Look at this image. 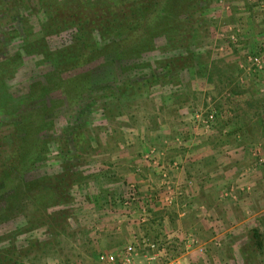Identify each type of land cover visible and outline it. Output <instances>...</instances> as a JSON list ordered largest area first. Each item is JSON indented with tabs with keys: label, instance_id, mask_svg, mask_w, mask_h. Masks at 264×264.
<instances>
[{
	"label": "rangeland",
	"instance_id": "obj_1",
	"mask_svg": "<svg viewBox=\"0 0 264 264\" xmlns=\"http://www.w3.org/2000/svg\"><path fill=\"white\" fill-rule=\"evenodd\" d=\"M54 1L77 9L87 0ZM45 11L42 0H0V60L5 71L10 68L0 80L12 98H23L21 111L45 99L30 96L34 83H45L49 73L68 74L44 51L89 36L101 44L88 29L78 36L69 23L50 27ZM203 16L184 47L170 50L158 35L138 59L95 62L91 89L75 103L53 104L48 151L25 178L41 180L70 163L76 173L71 199L45 209L33 191L21 211L0 220V250L15 246L19 264H109L98 256L113 254L119 261L129 245L132 264H264V0H211ZM228 26L239 29L237 42L227 38ZM173 55L182 63L163 69ZM256 55L260 71L249 61ZM8 114L0 115V124L14 119ZM179 148L181 156L170 154ZM193 151L207 154L192 162ZM184 164L192 165L180 180ZM167 195L171 204L164 202ZM184 198L190 206L179 203ZM176 206L179 224L169 216ZM163 216L179 236L164 232ZM147 223L154 226L148 233Z\"/></svg>",
	"mask_w": 264,
	"mask_h": 264
},
{
	"label": "trees",
	"instance_id": "obj_2",
	"mask_svg": "<svg viewBox=\"0 0 264 264\" xmlns=\"http://www.w3.org/2000/svg\"><path fill=\"white\" fill-rule=\"evenodd\" d=\"M42 2L46 5L50 27L65 28L64 25L69 23L68 28L75 27L78 36L81 32L87 34L88 29L99 36L101 44L89 36L52 53L44 51L47 57L53 56V65L61 64L68 74L52 76L49 73L45 83L33 84L30 96L45 97L40 106L29 105L21 111L19 107L24 105L23 98H12L6 87H2L5 78L0 80V115L15 114L13 120L0 124V198L6 194L0 220H7L21 211L22 200L27 198L30 202L33 191L38 192V206L45 209L49 202L68 203L71 199L69 190L76 181V173L71 170L70 163L64 164L61 173L43 176L41 180L25 178L48 151L50 138L45 132L53 126V120L47 117L53 111V104L56 101L64 105L75 103L82 93L91 89V65L95 62L103 66L138 59L153 48V39L158 35L165 36L170 50L192 42L211 0H87L77 4V9L68 8L67 4L58 5L54 0ZM112 33L119 35L120 40L114 39ZM182 60L180 56H169L163 61V69H176ZM5 64L0 60V72L5 71L2 68ZM24 100L30 101L29 98ZM79 136L81 133L76 131L72 137L75 148ZM60 139L63 137H58L57 141ZM67 146L68 143L65 150L61 147L63 151H67ZM257 244L261 246L260 241ZM21 254L15 246L0 250V264H19Z\"/></svg>",
	"mask_w": 264,
	"mask_h": 264
},
{
	"label": "built area",
	"instance_id": "obj_3",
	"mask_svg": "<svg viewBox=\"0 0 264 264\" xmlns=\"http://www.w3.org/2000/svg\"><path fill=\"white\" fill-rule=\"evenodd\" d=\"M228 32L229 33H225L226 35H228V39L231 41V42H237V37H238V33L239 32V29L235 28V27H232V26H228ZM223 36L224 34L221 32L220 34H218V36ZM219 50H222L223 47H219L218 48ZM216 49V50H218ZM249 61H251V64L253 66H255V70H261L262 68V57L259 56V55H256V56H253V57H249ZM210 114V113H209ZM208 117L207 120L211 123V121L213 120L214 118V115L213 114H210V116H206ZM206 129H208V126L206 124ZM172 200H173V197H171V195H167L165 198H164V202L165 204H171L172 203ZM146 214H147V210H146V207H142V211H141V215H140V219L142 221H144L146 219ZM151 248H154V244H151L150 245ZM133 247L132 246H127L123 252V255H122V258L117 261L115 256L113 254H107V253H102L98 256V260L99 262L101 263H109V264H132V259H133ZM166 264H180V262L178 260H171L169 262H167Z\"/></svg>",
	"mask_w": 264,
	"mask_h": 264
},
{
	"label": "crops",
	"instance_id": "obj_4",
	"mask_svg": "<svg viewBox=\"0 0 264 264\" xmlns=\"http://www.w3.org/2000/svg\"><path fill=\"white\" fill-rule=\"evenodd\" d=\"M241 13V12H240ZM239 13V14H240ZM180 150H184L183 148L182 149H178V150H176V151H173V153H170V154H177V155H179V156H181L180 154H179V152H180ZM186 150V154L189 152L188 151V149H185ZM169 152H171V151H169ZM169 154V156H174V155H170ZM194 157H193V161L192 162H196V160H197V162L198 161H200L201 159H202V157L201 156H206V154L207 153H198V152H195V151H193L192 153H191ZM172 158V157H171ZM192 165V164H191ZM190 165V166H191ZM190 166L188 167V165H183L182 166V168H180V170L177 172L178 173V175L177 176H179L178 178L180 179V180H183V178L184 177H186V170H188V168L190 169ZM187 167V168H186ZM131 175H133V174H131ZM131 178H135V177H132L131 176ZM199 183V182H198ZM198 183H196V188H198L197 186H198ZM202 186H203V184H202ZM144 193L145 192H147V188H146V186H144V191H143ZM191 199H192V197H191ZM191 199H189V200H187L186 201V198H184V199H181L180 200V204L181 203H186V206L188 207V206H190L191 205V203H192V200ZM191 200V201H190ZM180 204H179V206H180ZM197 204L198 205H201L202 204V201H197ZM199 207V206H198ZM198 209V208H197ZM177 210H178V206H176L173 210H172V213H169V216H170V214H172L170 217L171 218H174L173 220H176L177 222H178V224L180 223V221H181V218H183V217H180V215L177 213ZM175 211H176V213H175ZM199 214V213H198ZM209 214V213H208ZM164 217V219H163V222L165 223V224H163V226H164V228H165V233H167V235L168 236H179V234L181 233V231H178V227H175L174 225H175V223H170V219H167L168 217L167 216H163ZM167 220H168V222H167ZM197 220L199 221V222H197V224H199L200 226H203L205 229H207L208 227L206 226V225H208L207 223H205L204 221H203V218H200V217H198L197 218ZM201 221L203 222V223H201ZM144 226H146V227H144V230H145V232H147V230H149V231H151V223H147V224H145ZM152 228H154V226H152ZM195 231H196V229L195 228H193ZM167 231V232H166ZM177 231H178V233H177ZM148 233V232H147Z\"/></svg>",
	"mask_w": 264,
	"mask_h": 264
}]
</instances>
